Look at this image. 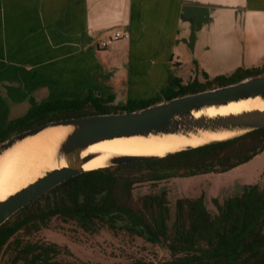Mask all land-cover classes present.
I'll return each instance as SVG.
<instances>
[{"label":"crops","instance_id":"crops-1","mask_svg":"<svg viewBox=\"0 0 264 264\" xmlns=\"http://www.w3.org/2000/svg\"><path fill=\"white\" fill-rule=\"evenodd\" d=\"M116 28L130 36L102 47ZM262 65L264 0H0V127L39 102L150 99Z\"/></svg>","mask_w":264,"mask_h":264},{"label":"trees","instance_id":"trees-1","mask_svg":"<svg viewBox=\"0 0 264 264\" xmlns=\"http://www.w3.org/2000/svg\"><path fill=\"white\" fill-rule=\"evenodd\" d=\"M264 73V65L238 68L231 74L193 79L184 83L175 78L150 99H128L115 103V97L92 92L82 98H57L39 102L21 117L0 127V142L49 121L85 115L133 111L148 105L240 81ZM264 151V127L238 137L162 158L134 161L99 168L73 176L33 200L0 225V254L18 231L32 233L47 226L52 217L74 220L88 232L108 226L114 232L137 235L167 247L172 259L155 263L137 259L124 264H264V195L258 185H247L241 194L219 204L218 214L205 205V196L183 197L175 203L172 224L167 191L134 198L136 184L172 176L168 169H186V175L223 173L247 163ZM17 259L34 264H80L50 262L60 251L57 245L16 241Z\"/></svg>","mask_w":264,"mask_h":264},{"label":"water","instance_id":"water-1","mask_svg":"<svg viewBox=\"0 0 264 264\" xmlns=\"http://www.w3.org/2000/svg\"><path fill=\"white\" fill-rule=\"evenodd\" d=\"M258 100L264 103V73L240 81L165 99L133 111L112 112L54 120L15 132L0 142V159L8 152L49 130L61 129L63 137L55 144L49 159L31 182L0 201V225L21 208L50 189L83 172L85 163L96 154H85L95 145L124 139L208 136L228 134L222 139H205L196 145H184L164 155L117 156L104 160L102 168L134 161L162 158L183 150L226 141L264 127V110L219 114L232 105ZM217 112V113H216ZM186 169H168L162 174L185 173Z\"/></svg>","mask_w":264,"mask_h":264},{"label":"rangeland","instance_id":"rangeland-1","mask_svg":"<svg viewBox=\"0 0 264 264\" xmlns=\"http://www.w3.org/2000/svg\"><path fill=\"white\" fill-rule=\"evenodd\" d=\"M24 113V106L14 112V114ZM255 183L260 184L264 189V151L249 162L223 173L209 172L197 176L185 174L136 184L134 198L137 200L148 193L167 191L172 214L170 223L172 224L178 198H196L204 195L207 208L213 213H218V208L213 202L214 198L223 203L225 199L240 194L245 184ZM15 238L23 241L56 243L62 247V252L60 251L55 259L61 261L84 264H124L137 259L155 263L171 259L170 250L161 244H153L124 231L114 233L107 226L97 233L87 232L74 221H64L55 217L47 227H42L31 234L20 231L13 240ZM11 250L12 248L9 247L4 252L1 264L8 261Z\"/></svg>","mask_w":264,"mask_h":264},{"label":"bare ground","instance_id":"bare-ground-1","mask_svg":"<svg viewBox=\"0 0 264 264\" xmlns=\"http://www.w3.org/2000/svg\"><path fill=\"white\" fill-rule=\"evenodd\" d=\"M264 110V103L248 101L218 111L219 114ZM217 113V112H216ZM61 129L49 130L18 145L0 159V201L15 193L38 174L46 165L55 144L63 137ZM231 135L166 137L151 139H124L101 143L90 147L85 154H96L95 159L83 165L84 170L103 167L104 160L117 156L164 155L184 145H196L205 139H222Z\"/></svg>","mask_w":264,"mask_h":264},{"label":"flooded vegetation","instance_id":"flooded-vegetation-1","mask_svg":"<svg viewBox=\"0 0 264 264\" xmlns=\"http://www.w3.org/2000/svg\"><path fill=\"white\" fill-rule=\"evenodd\" d=\"M182 175H185V174H179V175H176V174H172V176H182ZM197 175H201V174H196V175H189V176H197ZM172 176H170V177H172ZM165 178H168V177H165ZM162 179H164V178H162ZM162 179H158V180H162ZM153 180V179H152ZM158 180H154V181H158ZM247 185H258V187H259V191L261 192V194L262 195H264V189H262L261 188V185L260 184H258V183H255V184H245L244 185V187L245 186H247ZM136 186V185H135ZM244 191V188H243V190H242V192ZM241 192V193H242ZM156 193H158V192H156ZM161 193V192H160ZM240 193V194H241ZM45 194V193H44ZM148 194H154V193H148ZM146 195V194H145ZM237 195V194H236ZM201 196H204V195H201ZM232 197V196H231ZM196 198H198V197H196ZM230 198V197H229ZM37 199V198H36ZM167 199H168V193H167ZM179 199V198H178ZM217 199V198H216ZM228 199V198H227ZM218 200V199H217ZM226 200V199H225ZM224 200V201H225ZM177 201V200H176ZM224 201H223V203H224ZM204 202H205V200H204ZM218 202H219V200H218ZM223 203H220L219 202V204H223ZM215 204V203H214ZM216 205V204H215ZM168 206H169V204H168ZM217 206V205H216ZM207 207V206H206ZM218 208V207H217ZM208 209V208H207ZM209 210V209H208ZM211 211V210H210ZM18 212V211H17ZM16 212V213H17ZM212 212V211H211ZM213 213V212H212ZM218 213H219V209H218ZM218 213H214V214H218ZM55 218H59V219H61L60 217H57V216H54ZM54 217H52L51 218V220L54 218ZM50 220V221H51ZM63 220V219H62ZM49 221V222H50ZM64 221H74V220H64ZM49 222H48V224H49ZM74 222H76V221H74ZM48 224H47V226H48ZM76 224H77V222H76ZM78 225V224H77ZM47 226H43V227H47ZM79 226V225H78ZM106 226V225H105ZM263 226H264V223H263ZM80 227V226H79ZM104 226H102L101 227V229L103 228ZM108 227V226H107ZM82 228V227H81ZM109 228V227H108ZM41 229V228H40ZM39 229V230H40ZM83 229V228H82ZM100 229V230H101ZM110 229V228H109ZM39 230H32L33 232H36V231H39ZM84 230V229H83ZM99 230V231H100ZM20 231H23V230H20ZM20 231H18V232H20ZM84 231H86V230H84ZM98 231V232H99ZM113 231V230H112ZM263 231H264V229H263ZM17 232V233H18ZM24 232V231H23ZM32 232V233H33ZM88 232V231H87ZM114 232V231H113ZM16 233V234H17ZM26 233V232H25ZM91 233H93V232H91ZM94 233H97V232H94ZM114 233H116V232H114ZM15 234V235H16ZM27 234H31V233H27ZM15 235L13 236V237H11L10 239H9V241L6 243V245L4 246V248H3V250L1 251V254H0V264H1V258H2V256H3V254H4V252L7 250V248H12V250H11V255H10V258L8 259V261L5 263V264H34V263H32V262H26V260H24V259H22V258H20V259H17L16 257H17V250H19V248H17L16 249V241H18V240H20V239H14L13 240V238L15 237ZM130 235V234H129ZM131 236H133V235H131ZM134 236H137V235H134ZM138 237H140V236H138ZM142 238V237H141ZM144 239V238H143ZM145 240V239H144ZM20 241H22V242H28L29 240H27V241H23V240H20ZM147 241V240H146ZM30 242H38L39 244H45V245H57V247L58 248H60V251L62 252V247H60L58 244H56V243H45V242H42V241H30ZM149 242V241H148ZM151 243H153V242H151ZM153 244H160V243H153ZM161 245H163V244H161ZM164 246V245H163ZM67 251H68V249H66ZM60 251L54 256V253H51V255H50V262H53L54 260H57V261H60V262H64V263H67V262H74V261H61V260H58V259H55L56 257H57V255H59V253H60ZM171 253V252H170ZM171 259H172V256H171ZM170 259V260H171ZM167 261H169V260H167ZM163 262V261H162ZM76 263H79V262H76ZM80 264H84V263H80Z\"/></svg>","mask_w":264,"mask_h":264},{"label":"built area","instance_id":"built-area-1","mask_svg":"<svg viewBox=\"0 0 264 264\" xmlns=\"http://www.w3.org/2000/svg\"><path fill=\"white\" fill-rule=\"evenodd\" d=\"M130 36L129 31L122 28H116L113 31V35L108 39L102 42V47H108L113 41L128 38Z\"/></svg>","mask_w":264,"mask_h":264}]
</instances>
